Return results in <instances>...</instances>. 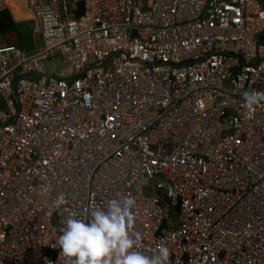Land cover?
Returning a JSON list of instances; mask_svg holds the SVG:
<instances>
[{"label": "built area", "instance_id": "1", "mask_svg": "<svg viewBox=\"0 0 264 264\" xmlns=\"http://www.w3.org/2000/svg\"><path fill=\"white\" fill-rule=\"evenodd\" d=\"M15 1L34 45H0V264H70L67 218L124 196L146 255L264 264V0Z\"/></svg>", "mask_w": 264, "mask_h": 264}, {"label": "clouds", "instance_id": "2", "mask_svg": "<svg viewBox=\"0 0 264 264\" xmlns=\"http://www.w3.org/2000/svg\"><path fill=\"white\" fill-rule=\"evenodd\" d=\"M246 105L253 108L261 94L243 93ZM131 196L115 197L106 207L95 208L89 218L70 215L59 236L61 253L70 264H166L169 249L161 246L153 255L140 248V234L132 233L135 223Z\"/></svg>", "mask_w": 264, "mask_h": 264}, {"label": "rangeland", "instance_id": "3", "mask_svg": "<svg viewBox=\"0 0 264 264\" xmlns=\"http://www.w3.org/2000/svg\"><path fill=\"white\" fill-rule=\"evenodd\" d=\"M20 2L15 0H8V4L11 6V11L13 12L12 16L14 20L17 22L16 29L12 31H5L0 34V45L3 44H19L20 48L25 52L33 51V37L31 31V16L27 13V10L23 6H19L16 4H20ZM7 4V7H8ZM23 5V4H22ZM16 7V10L14 8ZM18 8V10H17Z\"/></svg>", "mask_w": 264, "mask_h": 264}, {"label": "water", "instance_id": "4", "mask_svg": "<svg viewBox=\"0 0 264 264\" xmlns=\"http://www.w3.org/2000/svg\"><path fill=\"white\" fill-rule=\"evenodd\" d=\"M14 26V23L12 22L11 14L8 10L2 12L0 14V33L4 32L5 30L11 28ZM257 43H258V37H257Z\"/></svg>", "mask_w": 264, "mask_h": 264}, {"label": "trees", "instance_id": "5", "mask_svg": "<svg viewBox=\"0 0 264 264\" xmlns=\"http://www.w3.org/2000/svg\"><path fill=\"white\" fill-rule=\"evenodd\" d=\"M11 6H10V4H8V7H7V10L10 12V14H11V17H12V21H14V18H13V16H12V14H13V12L11 11ZM14 29H16V24L12 27V28H10V29H7V30H5V31H12V30H14ZM4 31V32H5ZM3 32H1L0 34H2ZM15 45H17V46H19V44H15ZM20 47V46H19ZM27 52V51H26Z\"/></svg>", "mask_w": 264, "mask_h": 264}, {"label": "crops", "instance_id": "6", "mask_svg": "<svg viewBox=\"0 0 264 264\" xmlns=\"http://www.w3.org/2000/svg\"><path fill=\"white\" fill-rule=\"evenodd\" d=\"M16 5H19L20 7L22 6V3H20V4H16ZM14 10H16V7L14 8ZM17 10H18V8H17ZM14 15V14H13ZM12 28V27H11ZM10 29V28H9Z\"/></svg>", "mask_w": 264, "mask_h": 264}, {"label": "flooded vegetation", "instance_id": "7", "mask_svg": "<svg viewBox=\"0 0 264 264\" xmlns=\"http://www.w3.org/2000/svg\"><path fill=\"white\" fill-rule=\"evenodd\" d=\"M13 23H14V25L16 24L17 25V22L14 20V21H12Z\"/></svg>", "mask_w": 264, "mask_h": 264}]
</instances>
